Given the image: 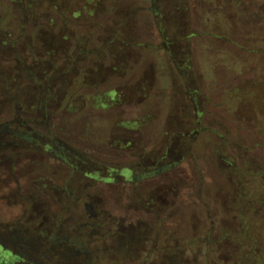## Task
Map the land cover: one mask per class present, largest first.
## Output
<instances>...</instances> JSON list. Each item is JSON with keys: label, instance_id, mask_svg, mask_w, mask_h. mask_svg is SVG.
<instances>
[{"label": "rangeland", "instance_id": "374dc122", "mask_svg": "<svg viewBox=\"0 0 264 264\" xmlns=\"http://www.w3.org/2000/svg\"><path fill=\"white\" fill-rule=\"evenodd\" d=\"M141 9L156 10L159 31L150 23L154 25L153 18H145L151 13ZM96 16L108 18L97 22L92 18ZM96 32L103 34L101 43L91 46L97 48L93 51L97 55L89 58L95 66L79 74L86 61L73 60L86 47L87 35ZM108 39L113 45L105 44ZM46 41L61 48L62 60L50 53L56 49H45L49 63L30 70L40 85L51 82L50 102L56 96L63 121L74 125L104 123V112L112 106L108 96L118 107L141 100L147 111L148 100H160L155 97L160 87L173 96L175 110L182 111L179 81L172 83L164 76L171 53L190 62L189 88L198 95L202 127L207 128L202 134L207 155L197 152V160L212 156L224 175L220 183H215V175L206 177L216 204L205 208L199 195L185 200L179 194L172 209L155 213L160 225L148 231V245L138 259L126 264L139 263L151 249L154 264H169L166 258L174 260L170 264H264V0H0V125H6L14 105L23 108L35 91L37 84L26 75L25 61L30 60V44L42 50ZM120 42L132 45L122 48ZM154 46L155 56L149 53ZM128 58L138 60L133 79L142 74V80L119 81L116 88H109L104 82L106 70L123 72ZM56 64L63 72L57 85ZM90 108L98 111L94 120L85 118L83 111ZM131 113L125 116L126 125H136ZM192 115L190 105L191 126ZM151 117L147 115L143 123ZM210 166L215 168L213 162ZM94 211L99 209L94 206ZM110 212L117 220L122 213L114 208ZM204 237L212 243L206 245ZM111 257L109 264L124 263L114 253Z\"/></svg>", "mask_w": 264, "mask_h": 264}, {"label": "flooded vegetation", "instance_id": "af4514ba", "mask_svg": "<svg viewBox=\"0 0 264 264\" xmlns=\"http://www.w3.org/2000/svg\"><path fill=\"white\" fill-rule=\"evenodd\" d=\"M141 10L151 13L145 18H153L154 25L150 23L157 30L156 10ZM92 18L100 22L108 16ZM102 34L87 35L86 47L73 60L86 61L81 71L77 68L79 74L95 66L94 62L89 64V58L97 55L93 53L97 48L91 46L101 43ZM111 40L105 44L113 45ZM120 43L122 48L132 45ZM41 45L42 50L30 44V60L25 61L26 75L33 76L37 84L35 91L29 93L26 106L14 105L6 125H0V264H109L112 253L123 264L134 262L148 245V231L161 223L155 213L172 209L179 194H184L185 200L199 195L201 205L212 209L217 199L213 197L214 190H207L206 177L215 175V183H220L224 175L216 169L212 156L197 160V152L207 155L206 139L202 137L207 128L202 127L198 95L189 88L190 62H182L178 53H171L169 73L164 76L172 83L179 81L184 99L182 111L175 110L173 96L160 87L155 95L160 100H148L147 111L141 100L134 106L125 102L118 107L113 96H108L112 106L104 112V123L74 125L63 121L56 96L50 102L51 82L40 85L30 70L33 65L41 69L49 63L45 58L49 51L45 49H56L48 41ZM60 49L50 53H56L61 61ZM157 50L154 46L149 53L155 56ZM137 62L136 58L126 59L123 72L106 70L104 82L116 88L119 81H141L142 74L133 79ZM56 69L55 85L62 82L63 75L57 64ZM42 86L44 91L40 90ZM190 105L193 126L189 121ZM130 110L136 125L125 124ZM83 112L90 120L98 116L94 108ZM149 114L150 122L143 123ZM181 114L186 119H180ZM75 119L78 117L73 118L74 123ZM192 145L196 147L194 151ZM250 174L257 176L254 171ZM94 206L99 211H94ZM111 208L122 211L118 220L112 216ZM203 239L206 245L212 243ZM154 251L140 257L137 264H154ZM166 259L169 264L174 262Z\"/></svg>", "mask_w": 264, "mask_h": 264}]
</instances>
